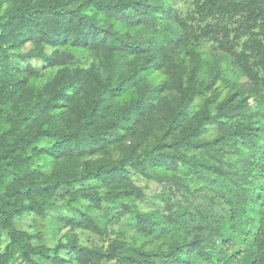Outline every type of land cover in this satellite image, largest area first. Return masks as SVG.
I'll return each mask as SVG.
<instances>
[{
  "label": "trees",
  "instance_id": "16d2710c",
  "mask_svg": "<svg viewBox=\"0 0 264 264\" xmlns=\"http://www.w3.org/2000/svg\"><path fill=\"white\" fill-rule=\"evenodd\" d=\"M0 10V264H264V0H0ZM225 55L244 82L222 79ZM210 125L218 133L205 139ZM179 167L220 178L217 221L166 193L164 209H140L134 175L187 199ZM61 207L71 229L108 238L129 217L159 242L87 247L73 235L49 247L14 226Z\"/></svg>",
  "mask_w": 264,
  "mask_h": 264
},
{
  "label": "rangeland",
  "instance_id": "374dc122",
  "mask_svg": "<svg viewBox=\"0 0 264 264\" xmlns=\"http://www.w3.org/2000/svg\"><path fill=\"white\" fill-rule=\"evenodd\" d=\"M190 0H175L178 7H186ZM3 10H0V13ZM203 49L206 52L211 53L213 50L212 43L206 41L203 43ZM32 48L30 43H27L22 51H27ZM78 55L83 57L82 65H87L90 59L86 58V54ZM225 60L222 62V79L235 82H244L245 77L242 74L241 69L234 65L228 57L225 55ZM31 63L35 66H40L41 62L39 59H31ZM218 80L215 85L221 91L222 95L228 92L229 88L225 85V81ZM196 109V105L192 107V111ZM259 110L263 114L264 119V104L260 105ZM218 133L216 125H210L203 134L205 139H212ZM241 146V144H240ZM231 153V154H230ZM227 155V161L230 164H234L237 161V155L230 152ZM177 174L181 175L183 181L188 185L189 190L186 192L187 199L182 198L184 191L171 189L167 183H159L156 181L145 179L139 175H134L133 180L137 185L143 188L146 193V199L138 202L140 209L148 210L154 207V203H159L161 205L159 208L162 210L165 207V203L157 195L159 193H166L170 196L171 202L174 200H181V206L186 208L190 213L200 212L203 216H207L211 221H217L218 218L223 215L224 205L219 203V199L216 196L221 187L220 178L213 182L208 173L205 176L200 177L198 174L191 173L188 169L179 167L175 171ZM62 197H58L57 201L60 203ZM66 209H53L51 213L47 215H39L34 212H23L21 215L15 218L14 226L18 229L27 231L32 235V241L35 245L44 244L49 247H54L58 243H66L68 238L75 235L76 242L79 245L87 247H106L109 243V238L118 237L119 239H125L127 242L146 241V247H156L159 240L152 241V238H140L139 234L131 227L132 224L128 218H123L118 223L110 224V226L116 231V233H111L110 237L101 236L98 233L92 232L86 229H71L65 226L62 222L58 221V216L65 213ZM95 214L104 217V211H94ZM8 237L6 232L2 234V243L0 244V250L4 249V246L8 242ZM65 257H69L66 250L63 252ZM12 264H24L22 261L15 260ZM63 264H78L75 260L66 261ZM103 264H118L115 260L105 262Z\"/></svg>",
  "mask_w": 264,
  "mask_h": 264
}]
</instances>
